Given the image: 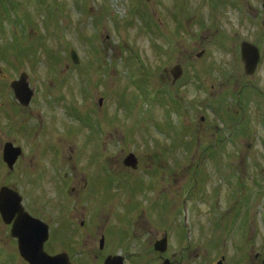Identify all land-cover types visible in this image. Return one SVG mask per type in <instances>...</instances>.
Wrapping results in <instances>:
<instances>
[{
	"label": "rangeland",
	"instance_id": "1",
	"mask_svg": "<svg viewBox=\"0 0 264 264\" xmlns=\"http://www.w3.org/2000/svg\"><path fill=\"white\" fill-rule=\"evenodd\" d=\"M244 42L263 57L250 77ZM23 72L27 108L11 88ZM252 84L264 90V0H0V188L55 233L71 217L76 264H263L264 96ZM6 143L23 151L13 171ZM15 252L0 217V264H23Z\"/></svg>",
	"mask_w": 264,
	"mask_h": 264
},
{
	"label": "water",
	"instance_id": "2",
	"mask_svg": "<svg viewBox=\"0 0 264 264\" xmlns=\"http://www.w3.org/2000/svg\"><path fill=\"white\" fill-rule=\"evenodd\" d=\"M201 56V54L198 55V57ZM72 57L74 62L78 64L79 61L76 52H72ZM242 59L245 63L247 74L253 75L260 62L259 49L248 42L243 43ZM171 73L174 82L178 81L183 76L182 66H175ZM11 87L19 103L24 107L30 106L34 92L30 89L28 75L26 73L21 74L20 79L14 81ZM102 102L103 100H101ZM21 155V148L15 147L12 143L5 145L3 160L10 170H14L16 162ZM124 165L132 169H137L138 159L135 155L130 154L124 160ZM0 215L6 225H13L11 230L12 236L18 239L20 254L29 264H71L66 254L50 256L45 252L44 245L49 237V226L26 212L23 205V197L18 191L6 186L0 189ZM167 242V238L158 242L156 250L162 253L166 252ZM101 244L103 247L104 240H102ZM105 264H124V259L119 256L110 257L106 260ZM164 264L171 263L167 260ZM218 264H223V261Z\"/></svg>",
	"mask_w": 264,
	"mask_h": 264
},
{
	"label": "flooded vegetation",
	"instance_id": "3",
	"mask_svg": "<svg viewBox=\"0 0 264 264\" xmlns=\"http://www.w3.org/2000/svg\"><path fill=\"white\" fill-rule=\"evenodd\" d=\"M252 44H254V43H252ZM254 45H256V44H254ZM263 57H262V55H261V59H262ZM260 63H261V61H260ZM243 65H244V68H245V64L243 63ZM260 65V64H259ZM254 76V75H253ZM250 77V76H249ZM253 85V84H252ZM250 86V87H252L253 88V90H255L256 92H257V94L259 95V96H264V90L263 89H259L258 87H256L255 85H253V86ZM245 87H249L248 85H245ZM242 90H243V86H242ZM241 90V91H242ZM242 93V92H241ZM259 96H257V100H260L261 98L259 97ZM242 97H244L243 95H242ZM263 100H264V98H263ZM220 103L221 102H217V104L214 102V101H212L211 103H210V107H211V109L214 107V106H216V108L217 109H219L220 108ZM213 111H214V109H213ZM36 218H39V219H41L42 221H44V222H46V220H43L42 218H40V217H37V216H35ZM68 223H69V228H68V230L67 231H65V232H58L57 233V231H56V233L53 231V230H51V225H50V223L49 222H46L48 225H49V227H50V234H49V239H48V241L45 243V250H46V252L47 253H49L50 255H52V256H55V255H59V254H61V253H67V254H71L70 253V250L68 249L69 248V246H73V244H72V241H71V239H72V237L71 236H73V238L74 239H76L77 237H78V235H79V232H77V230H76V226L75 225H73L74 224V222L72 221V219H71V217H68ZM81 226L83 227V226H85V223H84V221L81 223ZM7 227H9L10 228V230H11V226H7ZM76 231V232H75ZM104 239H105V243H106V237H103ZM102 239V238H101ZM13 240L15 241V243H16V245H17V256H18V258H17V260L19 259L20 260V258H21V256H20V253H19V249H18V246H19V242H18V240H16V239H14L13 238ZM100 244H101V241L99 242V247H100ZM49 246V247H48ZM67 248V249H66ZM48 250H49V252H48ZM16 251V250H15ZM77 255H80L81 253H76ZM71 258V257H70ZM21 260L24 262L23 264H28L24 259H22L21 258ZM72 260V259H71ZM73 264H76V263H74V262H72Z\"/></svg>",
	"mask_w": 264,
	"mask_h": 264
}]
</instances>
